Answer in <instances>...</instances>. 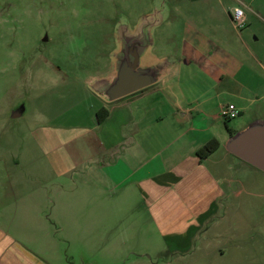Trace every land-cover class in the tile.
I'll list each match as a JSON object with an SVG mask.
<instances>
[{
  "label": "crops",
  "instance_id": "1",
  "mask_svg": "<svg viewBox=\"0 0 264 264\" xmlns=\"http://www.w3.org/2000/svg\"><path fill=\"white\" fill-rule=\"evenodd\" d=\"M198 49V59L183 66L174 56L159 83L116 102H105L87 81L78 103L64 101L50 114L38 105V160L31 166L65 190L52 195L54 206L63 202L67 217L78 218L90 260L69 259L58 236L62 226L37 198L34 208L13 212L12 225L0 222V264H149L153 250L185 254L197 237L225 225L228 187L244 184L243 174L257 168L229 152L226 142L264 118L246 113L264 92L243 76V66L217 72L205 60L208 52ZM224 97L243 104L234 124L220 115ZM102 107L110 115L99 122ZM213 138L219 148L201 159L197 151Z\"/></svg>",
  "mask_w": 264,
  "mask_h": 264
},
{
  "label": "rangeland",
  "instance_id": "2",
  "mask_svg": "<svg viewBox=\"0 0 264 264\" xmlns=\"http://www.w3.org/2000/svg\"><path fill=\"white\" fill-rule=\"evenodd\" d=\"M238 8L245 13L244 26L233 19ZM156 9L163 18L153 32L156 57L177 56L186 66L199 58L200 46L217 72L243 66V76L264 92V0H0V222L12 225L13 212L34 208L38 198L54 225L57 220L62 226L58 236L77 263L90 260L82 252L78 218L67 217L64 203L55 207L52 200L65 190L31 166L38 160L33 139L38 105L50 114L64 101L78 103L87 81L111 71L121 25L133 31ZM227 98L222 105H243ZM21 105L27 111L13 117ZM249 111L264 117V98ZM253 170L243 174L244 184L228 187L225 225L197 237L185 254L153 250L149 264H264V171Z\"/></svg>",
  "mask_w": 264,
  "mask_h": 264
},
{
  "label": "water",
  "instance_id": "3",
  "mask_svg": "<svg viewBox=\"0 0 264 264\" xmlns=\"http://www.w3.org/2000/svg\"><path fill=\"white\" fill-rule=\"evenodd\" d=\"M159 10L151 13L131 31L121 25L116 36L117 49L112 53L111 71L89 83L90 89L107 103H113L159 83L176 63L174 56L156 57L152 53L153 32L163 18ZM25 106L14 109L21 116ZM229 152L264 171V118L252 121L226 142Z\"/></svg>",
  "mask_w": 264,
  "mask_h": 264
},
{
  "label": "built area",
  "instance_id": "4",
  "mask_svg": "<svg viewBox=\"0 0 264 264\" xmlns=\"http://www.w3.org/2000/svg\"><path fill=\"white\" fill-rule=\"evenodd\" d=\"M233 19L238 26H244L245 13L243 9L238 8L233 14ZM240 113H241V110L235 104L224 105L222 106L221 111H220V115L226 120L234 119L238 117Z\"/></svg>",
  "mask_w": 264,
  "mask_h": 264
},
{
  "label": "trees",
  "instance_id": "5",
  "mask_svg": "<svg viewBox=\"0 0 264 264\" xmlns=\"http://www.w3.org/2000/svg\"><path fill=\"white\" fill-rule=\"evenodd\" d=\"M110 115V111L106 107H102L97 111V119L99 122H103ZM220 146V142L217 138H213L206 142L198 151L197 154L201 159H205Z\"/></svg>",
  "mask_w": 264,
  "mask_h": 264
}]
</instances>
